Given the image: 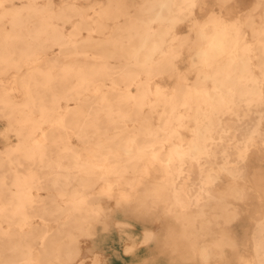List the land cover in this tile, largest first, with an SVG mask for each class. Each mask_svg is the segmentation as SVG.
<instances>
[{"label": "bare ground", "instance_id": "obj_1", "mask_svg": "<svg viewBox=\"0 0 264 264\" xmlns=\"http://www.w3.org/2000/svg\"><path fill=\"white\" fill-rule=\"evenodd\" d=\"M79 1L0 0V118L6 120L0 137L16 139L0 147V264H69L73 257L83 264L81 236H95L97 224L107 227V213L95 202L100 196L140 219H172L160 250L172 262L264 264V12L260 33L251 13L264 0L243 21L252 36L262 34L260 47L244 42L236 21L226 24L206 11L205 0H139L131 10L126 0H95L90 9L97 6V16L87 26L71 21L70 13L87 10ZM196 11L206 13L208 26ZM184 23H191L189 32L178 33ZM88 50L97 54L94 63L86 69L73 63L71 55ZM184 51L188 68L181 72ZM23 68L28 72L1 78ZM107 82L112 92L126 86L130 96H96ZM129 123L138 126L126 130ZM60 130L74 133L70 160L57 140ZM109 179L114 183L95 190ZM44 200L55 208L42 207ZM49 220L59 224L52 230ZM236 224L248 227L242 242ZM154 236L144 231L136 247Z\"/></svg>", "mask_w": 264, "mask_h": 264}, {"label": "rangeland", "instance_id": "obj_2", "mask_svg": "<svg viewBox=\"0 0 264 264\" xmlns=\"http://www.w3.org/2000/svg\"><path fill=\"white\" fill-rule=\"evenodd\" d=\"M53 1L56 3H61V0H53ZM94 1L95 0H90V1L80 0L78 2L81 7L85 8L87 10H86L85 14L81 15V17H79L73 13H70L72 15V18H71L72 24H75L77 21H82L84 23V26L92 24V18H96V16H97L95 13V9H97V6L90 9V6L94 4ZM99 1H105V0H99ZM138 1L139 0H126L129 7L131 6L130 10L132 9V6L135 3L137 4ZM255 1L256 0H248V1L247 0H231V1L226 2V3H222L219 0H205L206 11L209 10L210 13L213 12L214 14L218 15V17L221 18L222 22H224L226 24L236 21L238 26L243 27L242 32H244V42H248L252 46L255 45L256 47H260L262 44L260 45V43H257L256 40L262 41V39H263L262 34L258 35L257 37L252 36L250 34L249 30L244 26V22H243L244 17L246 15V12L248 11V9H250L253 6ZM235 5H238V7L240 6V8H237L235 10V12L230 11L229 14L226 15L225 11L227 9L235 6ZM197 11H196V15L198 14V18L200 20L201 25H207L208 26V24H209L207 22L208 16L203 18L206 13H204V14L200 13L199 14V13H197ZM263 12H264V2L263 1H261V3L255 9H253L251 11V13L254 17V21H255L253 24V27L255 28V32H257V33H260L261 29L263 27V18H262ZM180 26L177 28L178 33H188L189 29L191 27V23H184ZM67 29L71 30V25H67ZM82 34H83V36H86V34H87L86 29L82 30ZM91 34L95 37H98V36L102 37V35L95 34L94 32H92ZM191 47L196 48L195 45L191 46ZM85 50H87V49H85ZM55 54H56V51L54 48L49 51L50 57H54ZM96 56H97V54L94 51L88 50L87 55H83V56L71 55L70 57H71L73 63L81 62L82 65L83 64L85 65V69H86V65H91V63L95 62L94 58ZM256 56H262V55L257 53ZM187 57H188V53H187V51H184L183 59L178 62V67H179L181 72H186V70L188 68V58ZM110 64L113 65L114 67L121 65V63L118 61H113ZM113 71L115 73L120 72V70L117 68L114 69ZM8 72L9 73L6 74L5 76L2 75L1 78H3V79L4 78H7V79L16 78V76L23 74V73H27L28 71H26V69L23 68L18 73L15 70L14 71L9 70ZM193 73L194 72H191V76L189 77L190 79H192L194 77ZM115 80L117 81L118 78L116 77ZM162 83H163V85H166L168 87L172 86V81L167 80V79L162 80ZM106 85L108 86V88L103 89L104 94H96V96H103L104 95V96H108V97H112V98L117 96V95L130 96L129 92L127 91L126 86H124V85H120V84L114 85L113 86L114 92H112L113 90L110 89L112 87L111 83L107 82ZM6 86H9V85H6ZM128 90L130 92L134 93V91H135L134 85L130 86ZM0 94H1V91H0ZM13 96L16 99H19L20 93H18L16 91V92H14ZM127 102H128L127 104H132L131 101H127ZM68 104L73 105L74 103L68 102ZM158 110H160V109H158ZM137 126H138V124L133 125L132 123H129L126 126V130L127 129H129V130L133 129L134 127H137ZM250 126L251 125H249V127ZM5 127H6V120L3 118H0V133H1V131L5 130ZM47 127L48 126H46L45 128H47ZM102 127L105 129L107 126L105 124ZM58 134L63 136L62 140H60L59 138L57 140H58V142L59 141L61 142V143L60 142L59 143H60V146L64 147L63 152L65 153V155L68 153V158L70 160L71 151L69 150L67 152L66 147H68V146L70 147L71 139L73 141L75 140L74 133L71 130H67V131L60 130ZM111 134H115V133H113V131L111 130V131H109L108 135H111ZM121 136H123L125 139L126 138L131 139L133 134L129 131H127V132L124 131L121 133ZM244 136L245 135L242 134L240 137L243 138ZM1 137H0V147L5 145L6 143H13L16 140L15 137L13 136V134H6L5 133ZM74 142H76V140ZM118 149L119 150H117V153L120 155L119 158L122 159L123 156H122V151L120 150L121 148H118ZM101 165H103V164H101ZM26 169L27 168L23 167V166L19 167V170L24 172V173H26ZM103 169H104L103 166L93 168V170L98 171V172H101ZM196 182H198V181H196ZM113 183H114V181L111 179H109L105 183L104 182H98V183L96 182L94 185L95 186L94 188L96 191H103L105 189V187L107 186V184H113ZM123 186L124 187H122L121 190L123 192L127 193L129 191L128 185L124 184ZM117 190H120V189H117ZM116 191L113 192L115 194V196H117ZM50 192H52V191L47 190V191H42L40 193L42 195H47ZM115 199H116V197H115ZM63 200H66V197H64ZM63 200L57 199L56 204H58L61 207H64L65 205L63 204ZM95 202L98 203L99 205H101L102 209L107 213L106 216L103 218L107 227L105 229H103V225H101V223L97 224V232H96L97 234L95 236H91V237H87V238L81 236V239H82L81 250L83 252L82 257L85 256L84 257V263L85 264H89V263L93 264V262L97 263V264H129L124 259H127L128 255L133 254V253L135 254V260L134 261H136L135 262L136 264H170V262H171V264H184V263H180V262H172L169 259V256L167 255V253H165V252L163 253L160 251V250H163V247H161V240H163V238H164L163 236L165 234V227L168 224H174V221L172 219L164 218L163 216L160 217L158 215H152L146 219H144V218L140 219V217H136L134 214H131L132 212H130L128 210H123V208L117 209V207H115V205L113 203V199H109L105 196H100ZM55 205L51 204V202L49 200H44L42 207L46 208L47 210H51L52 208H55ZM40 216H43L46 218H51L53 216L56 218L57 217L63 218L65 215H62V214H56V215L31 214V215H29V217H31V218L40 217ZM153 216H154V218H153ZM41 222L42 221H39V220L31 221L32 224H40ZM46 222L49 224V226H51L52 230L54 228H56V226L59 224L58 221H53V220H49ZM116 222H122V223H125L126 225L124 227H117ZM247 228H248L247 226H245V225L243 226L240 224H236L234 226V231H235L236 236H237L239 241L242 242L246 239V235L248 233ZM133 229L136 232V237H137L136 243L139 241V239H140V241L143 239L144 231H146V232L147 231H149V232L153 231L155 236L152 239V243H154L153 245H157L156 249L154 247H152V248H148V249L144 250L143 246H141L142 248H140V250H137V248H138V247H136L137 244H135V245L132 244L134 239L128 233L129 231H132ZM163 232H164V234H163ZM38 233L44 234L45 231L39 230ZM138 236H140L141 238ZM129 242H131V246H128ZM129 248H131V249H129ZM128 249H129V252H128ZM242 251H244V253H245V247H243ZM157 254L160 256H158ZM229 255H231V253ZM68 263L69 264H79V263L82 264L75 257L71 258V260ZM233 263L234 264H240L238 262H236V263L233 262ZM187 264H192V263H187Z\"/></svg>", "mask_w": 264, "mask_h": 264}, {"label": "crops", "instance_id": "obj_3", "mask_svg": "<svg viewBox=\"0 0 264 264\" xmlns=\"http://www.w3.org/2000/svg\"><path fill=\"white\" fill-rule=\"evenodd\" d=\"M2 92V91H1ZM129 233V235H131L132 236V238L134 239V241L132 242V244L134 245L135 243H136V232L134 231V229L132 230V231H129L128 232ZM138 237H140V236H138ZM141 238V237H140ZM138 242H140V239H139V241ZM154 243H149L148 245H144L143 246V249L145 250V249H148V248H152L154 245H153ZM132 245V246H133ZM128 246H131V242H129L128 243ZM140 248H142L141 246L140 247H138L137 248V250H140ZM137 252V251H136ZM135 252V253H136ZM125 261H127L129 264H136L135 262L136 261H134L135 260V254L133 253V254H129L128 255V258L127 259H124Z\"/></svg>", "mask_w": 264, "mask_h": 264}]
</instances>
